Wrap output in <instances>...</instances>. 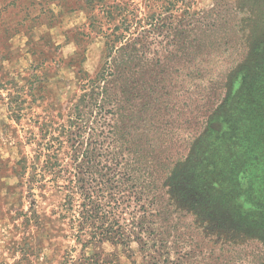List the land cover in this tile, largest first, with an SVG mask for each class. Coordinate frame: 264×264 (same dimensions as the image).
<instances>
[{
	"label": "rangeland",
	"instance_id": "obj_1",
	"mask_svg": "<svg viewBox=\"0 0 264 264\" xmlns=\"http://www.w3.org/2000/svg\"><path fill=\"white\" fill-rule=\"evenodd\" d=\"M248 116L264 127V0H0V264L81 250L66 178L99 143L152 230L103 243L108 264H264L236 221L264 173Z\"/></svg>",
	"mask_w": 264,
	"mask_h": 264
},
{
	"label": "trees",
	"instance_id": "obj_2",
	"mask_svg": "<svg viewBox=\"0 0 264 264\" xmlns=\"http://www.w3.org/2000/svg\"><path fill=\"white\" fill-rule=\"evenodd\" d=\"M249 117L251 116H248V126L251 127H242L243 132L246 131L239 138L243 136L245 144L255 149L250 153L251 163L255 166L256 164L264 165V137L260 132L261 130L264 132V127H252ZM236 128H231L229 134L235 136ZM257 136L259 139L254 144L247 139V137L253 139ZM230 137H222V140L218 139L214 145L221 150L228 149L226 147L228 141L232 143ZM94 150L87 161L88 167H80V172L74 173L73 179L66 178L67 188L71 193L67 197L65 208L67 213H71L69 224L81 250L77 254H74L76 249L68 251L61 264H108L101 251L103 243L110 242L131 248L134 242L139 245L146 244L144 236L152 232L150 227H145L140 223V225L136 223L129 225L126 222L123 210L129 198L125 185L128 186L129 183L118 169L102 163L106 154L100 143L95 146ZM50 159L53 157L50 156ZM55 164L48 161L47 166L57 174ZM64 171L68 170L62 168L58 173L62 174ZM240 180L247 185L252 184V181L256 186L258 184L255 193L258 197H253L249 190L238 198L240 203L236 214L237 219H235L238 222L239 234H241L239 238L247 236L249 237L247 239H250L257 236L259 240H264V173L251 177L243 172ZM148 252L152 256L151 247Z\"/></svg>",
	"mask_w": 264,
	"mask_h": 264
}]
</instances>
